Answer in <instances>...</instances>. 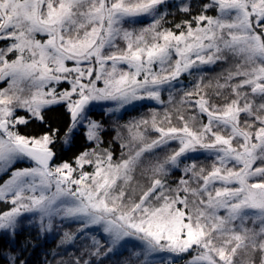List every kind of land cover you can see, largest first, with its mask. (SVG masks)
<instances>
[{"label":"rangeland","instance_id":"1","mask_svg":"<svg viewBox=\"0 0 264 264\" xmlns=\"http://www.w3.org/2000/svg\"><path fill=\"white\" fill-rule=\"evenodd\" d=\"M170 1L181 0H152L132 8L125 6L127 0H0V43L10 47L3 58L0 54V176L25 164L0 185V202L10 206L0 211V231L39 227L60 237L62 253L86 251L87 263L110 257L135 264H235L234 251L215 248L214 236L225 239L224 246L234 241L235 248L263 244L264 168L254 167L264 160V129L249 135L240 128L241 114H251L246 103L219 116L211 115L202 99L192 98L209 123H221L232 133L214 134L210 142L188 128L167 130L152 122L128 129L130 135L117 132L127 156L119 166L82 157L74 167L53 165L46 173L13 145L48 149V136L26 140L18 135L16 127L26 121L20 114L38 118L62 104L71 114L83 99L87 105L71 134L82 131L97 145L102 127L94 113L112 118L142 105L162 106L175 86L192 85L229 52L241 57L234 74L245 76L254 94L264 96V0H211L218 8L215 18L150 40L147 29ZM87 2L77 17L81 10L74 7ZM175 145L178 151L165 157ZM202 156L219 166L206 177L191 175L193 185L207 194L191 213L186 196L136 212L109 204L110 190L119 180L128 182L133 172L155 178L146 198L160 197L172 171L180 170L185 159ZM215 185L219 188L210 196ZM73 224L80 227L69 228ZM187 246L196 250L183 260L179 252Z\"/></svg>","mask_w":264,"mask_h":264},{"label":"trees","instance_id":"2","mask_svg":"<svg viewBox=\"0 0 264 264\" xmlns=\"http://www.w3.org/2000/svg\"><path fill=\"white\" fill-rule=\"evenodd\" d=\"M150 1L152 0H127L125 6L132 8L140 2L147 4ZM89 5L90 2L75 6V11L81 10L77 17L80 18L84 14V9ZM105 6L108 7L109 4ZM217 10V6L211 0L166 2L157 12L155 22L150 24V28L147 29L149 33L145 34L151 40L154 38L153 35H163L168 31L179 33L189 29L192 30L200 21L215 18ZM79 23L81 26L86 25L84 21ZM3 43L5 42L0 43L2 58L10 49L9 45L5 46ZM225 57L211 68H206L203 72H200L192 85L187 87L175 86L169 94L171 96L170 100L162 106L142 105L140 108L126 112L122 116L112 118H106L103 113H94V118L100 121L102 127L99 137L100 143L97 145L89 142L82 131L71 134L72 123H74L72 122V113L68 112L64 104L45 109L38 118L21 113L20 115L26 117V121L17 126L15 130L18 135L26 140H40L44 136H48L51 141L49 148L57 155L54 165L68 163L73 167L78 160H82V157H91L92 161L95 159V161L103 164L121 165L127 156L122 154L124 142L117 137V132L130 135L128 129L136 127L139 123L142 126L145 122H147L146 124L152 122L155 126L167 130L188 128L206 138L208 142L211 141L210 139L214 134L232 137V133L227 127L217 122L209 123L207 119L200 115L197 103L192 99L195 97L204 101L206 110L211 115L217 114L220 116L226 112L228 107L236 103L240 106H243L244 103L248 104L251 114H241L239 126L244 133L253 135L254 132L264 129V96L254 94V86L249 83L245 76L234 74L235 70H240L238 63L241 64V57L230 52ZM18 105L19 108L22 107L20 103ZM177 151L178 146L175 145L170 153L165 151L164 156L168 157ZM107 154L111 157L108 158L109 155ZM190 162L192 168L186 173L183 169H187ZM259 163L254 168L259 167L257 169H260V166L264 168V160L262 159ZM24 166V163H18L0 176V185L10 177L12 171ZM218 166V163L212 157L202 156L192 160L185 159L182 162V168L172 171L166 178L167 181L160 190V197L151 194L148 198L146 196L149 194L155 178H148L138 172H133L128 182L119 180L110 190L108 201L113 208L121 212H136L141 207H160L165 200L174 203V199L178 200L177 198L186 196L187 211L191 213L190 211L195 210L197 202L207 199L205 198L207 195L205 192L200 193V186L193 185L191 175L200 174L206 177L214 172ZM262 183L264 184V181ZM217 188L219 186L215 185L209 195L214 196L213 191ZM144 198H146L145 201ZM0 206L1 212L10 209L8 202H0ZM193 216L196 217L194 214ZM78 227H80V224L70 225L69 228L76 229ZM261 239L263 244L258 247L244 245L235 248L234 241L230 245L226 244L224 246L226 240L215 236L212 243L215 248L225 247L227 252L234 251L235 264H264V235L261 236ZM60 241L59 236L53 237L39 227H22L16 232L0 231V264H135V261L132 260L125 259L123 262H118L110 257L87 263L88 254L86 251L62 253L59 249ZM99 246L104 247L102 251L108 249L103 241L99 242ZM182 254H184L181 255L183 260H189L194 255L193 252ZM179 255L177 253V256ZM157 263L162 264L165 262ZM182 263V261L177 262V264Z\"/></svg>","mask_w":264,"mask_h":264},{"label":"water","instance_id":"3","mask_svg":"<svg viewBox=\"0 0 264 264\" xmlns=\"http://www.w3.org/2000/svg\"><path fill=\"white\" fill-rule=\"evenodd\" d=\"M178 79V74L174 75V80ZM88 100L83 99L78 104L74 112L71 114L72 122H76L77 117L82 112L84 107L87 105ZM5 126V124H3ZM4 129V127H3ZM14 147L21 151L27 158L31 159L36 165L41 167L46 173L55 164L57 159L56 153L51 149H39L32 146L24 145L22 143H14ZM250 155V152H247ZM194 251L193 247L187 246L181 249V253H192Z\"/></svg>","mask_w":264,"mask_h":264},{"label":"bare ground","instance_id":"4","mask_svg":"<svg viewBox=\"0 0 264 264\" xmlns=\"http://www.w3.org/2000/svg\"><path fill=\"white\" fill-rule=\"evenodd\" d=\"M24 155V154H23ZM25 156V155H24Z\"/></svg>","mask_w":264,"mask_h":264}]
</instances>
